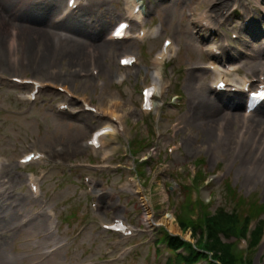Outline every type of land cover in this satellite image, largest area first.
<instances>
[{"label": "rangeland", "instance_id": "1", "mask_svg": "<svg viewBox=\"0 0 264 264\" xmlns=\"http://www.w3.org/2000/svg\"><path fill=\"white\" fill-rule=\"evenodd\" d=\"M234 1L237 0H223L220 10L224 14L219 20V31L225 32L227 28L240 31L245 16L237 19L234 15L227 16V11ZM238 1L241 3L239 5L243 13L255 10L257 22L248 32H251L255 36V42L259 43L256 39V27L259 21L264 20V13L254 6V2L258 0ZM121 2L122 0H87L86 5L64 24H54L56 27L48 39H41L38 36L29 38L11 23L6 28L0 29V75L32 77L40 81H51L55 85H64L73 91L75 97L91 101L100 110L112 107L116 113L126 115L124 135L109 136L105 140V148L102 152L108 155L105 162L110 167L107 169L108 176H93L99 181L94 186L95 192H105V194L99 200L93 195L82 206H77L78 201L83 200L86 195L83 189L79 190L76 187L80 170L71 172L68 171V167H74L75 163L94 161L82 147L81 142L103 121L95 119L90 114L78 112L79 106L75 102V97L69 103V110L76 115L55 113L54 105L64 97L52 90L42 93L37 102L29 106L23 100L26 91L0 80V156L7 159L0 174V183H7H4L5 186L0 190L8 188L11 191L5 196H0V264H114L105 260L113 257L122 247L129 246L128 242L116 245L114 238L103 232L98 225L100 222H109L112 217H117L129 222L133 227L140 226L141 213L139 214L138 210L139 199L134 194L136 191L141 192V197H147L152 205L151 208L145 209L152 225V240L155 229L163 227L172 234L193 242L189 230L180 231L175 217L186 204V202L181 204L184 196L178 189L179 181L175 177V172L186 179L188 176L186 165L192 161H196V166L201 167L205 173H212L214 169L221 168L223 176L219 172V176L212 177V183L216 186L212 189L202 188L198 193L204 206H208L209 212H214V209L221 206L227 211L241 210L244 214L248 209V205L245 204L253 201H256V204H264V178H262L264 117L258 116L244 121L240 119L241 109L233 111L232 108L225 107H222L218 113L213 112L210 115L216 101H214L215 96L205 85L203 74L184 73L182 70L184 67L192 68L194 64L202 62L204 57L200 52V44L194 37L195 29L190 24L193 22L195 12L205 9L209 0H143L148 12L146 18L148 27L153 29L160 25L164 30V35L161 37L171 34L179 41L181 47L179 62L176 66L170 64L167 73L174 81L180 78V85L188 92V96H184L183 102L176 108L165 110V117L159 122L162 135L153 147L154 152L151 155L156 157L160 152L161 156L155 161L158 166L148 185L145 178H136L135 188L131 185L129 190L119 189V185L130 176L134 177L131 172L133 166L130 158L126 156L124 142V138L126 141L129 139L131 125L139 123V129L143 131V141L148 140L136 106L139 99V79H149V74H146L147 69L143 67L147 64V59L138 43L105 41L109 27L119 18ZM64 3L65 0H8L6 9L15 18L21 20L31 16L40 19L44 17L42 13H50L49 23L53 24L57 14L62 11ZM66 27L78 29L75 32L79 35L66 32L64 30ZM13 36L17 44L14 50L9 51L8 41ZM92 36H95L94 43L89 41ZM223 39L221 35V41ZM149 42H151L148 50L150 56L152 52L158 50L159 45L156 41ZM25 45L26 47L31 45L30 51H25ZM236 46L238 47L236 52L244 50L256 58L245 59L242 72L251 71L257 74V66L264 62V57L259 52L255 54L257 48L253 47L244 33ZM123 53L138 54L139 66L130 72L118 68L117 59ZM92 70L98 71V79L93 77ZM81 72L85 73L84 77L80 76ZM122 75H126L127 80L119 83L118 79ZM100 83L102 85H98ZM232 115L235 117L234 120L230 119ZM245 122L248 123L245 125L243 124ZM240 126L244 128H239ZM136 129L138 130V127ZM217 129L220 136H216L214 132ZM133 135L132 133L131 136ZM139 140L137 138L135 148L132 147L133 153L143 146ZM176 141L182 143L181 149L174 150L170 155L166 154L165 147L175 149ZM30 144L45 152L48 159L47 167L43 170L46 176L42 181V196L34 204L27 192L24 175L18 173L15 160L26 152V146ZM147 153L148 150L141 149L138 156L144 159L147 158ZM56 160L62 161V165H57ZM98 162L97 158L94 163ZM201 162L203 164H200ZM184 170L185 173H182ZM63 172L65 174L62 176ZM137 172L147 177L144 168H139ZM189 172L192 174L195 169ZM222 178L229 179L232 187L236 188L234 195L226 193L228 187H219ZM142 183L145 185L144 188L140 187ZM196 183L198 184V180ZM77 190L79 191L76 193ZM211 197L214 202L210 200ZM238 198L245 200L240 207L237 206ZM209 200L210 203L207 205ZM91 201L97 202L100 210L94 213L95 216L90 220L87 230L71 246H66L72 242L68 236L76 228V218L78 217L80 221L90 218V215L85 213L90 210L87 203ZM41 203L51 209L55 208L57 213L61 211L56 224L60 222L62 231L60 229L44 241L42 240L44 222L41 216L34 214L35 219L30 224L20 227L21 221L33 215ZM260 218L264 219V213ZM143 234L140 231L133 238ZM162 237L164 235L160 238ZM222 238L224 241H234L233 238H225L223 235ZM48 240L63 243L64 246L54 252L52 257L42 261L44 258L42 251L48 246ZM237 247L243 249L239 243ZM146 249L145 247L136 256L130 257L126 264H163L164 261H158L159 251L152 247L151 254L145 255L149 252ZM252 262L264 264V241L252 254Z\"/></svg>", "mask_w": 264, "mask_h": 264}, {"label": "trees", "instance_id": "2", "mask_svg": "<svg viewBox=\"0 0 264 264\" xmlns=\"http://www.w3.org/2000/svg\"><path fill=\"white\" fill-rule=\"evenodd\" d=\"M188 208L190 209L189 202H187V206H182V210L183 209L189 210ZM181 213L177 216V221L179 223V226L184 229L190 226L192 227L194 234L195 232L200 234L198 232V231L201 232L200 225L184 218ZM232 220L233 219L231 215H229L224 210L219 209L216 215L207 218V222H206L207 239L205 241L202 240L200 234V239L197 243L198 249L204 252L205 251L212 252L213 260H218L220 264H235V257L230 253L228 246L222 244L219 239V232L221 230H227L228 225ZM164 237H165V243L170 245L171 250H175L176 247L178 246L185 247L188 250L187 257H184L182 255L178 256V259H176L178 263L181 260L184 261L186 264H188L195 257H204V258L207 257L203 253H197V250L194 249L190 244L183 242L178 238H172L168 236L167 233ZM208 264H214V262L210 261L208 262ZM241 264H246V263H241ZM247 264H250V262H248Z\"/></svg>", "mask_w": 264, "mask_h": 264}, {"label": "bare ground", "instance_id": "3", "mask_svg": "<svg viewBox=\"0 0 264 264\" xmlns=\"http://www.w3.org/2000/svg\"><path fill=\"white\" fill-rule=\"evenodd\" d=\"M6 6H8V0H0V29L6 28L11 23V24L15 25L16 29L17 30L19 29L21 33L27 34V36L29 38H30V36L32 38H33V36H38L41 39H48L52 30L56 27L54 24L49 23L50 13H42V16L44 15V17H42L40 19H36L35 17L31 16L30 18H28L26 20H21V19L15 18V16L12 15L6 9ZM64 30L68 33L79 35L78 32H75V30H78L76 28L66 27V28H64ZM56 35H58V34H56ZM89 41L91 43L96 42L95 36L90 37ZM16 44H17V40L13 36L8 41L9 51L14 50V47ZM24 47H26V45ZM30 48H31V45H27V47L25 48V51H30ZM234 104L239 105V103H234ZM234 104H232V105L235 106ZM108 108L112 109V107H108ZM230 119L234 120V116ZM214 132L216 133V131H214ZM1 195L2 194H0V196Z\"/></svg>", "mask_w": 264, "mask_h": 264}]
</instances>
